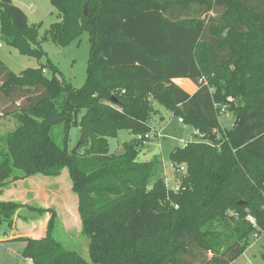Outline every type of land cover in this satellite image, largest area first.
Segmentation results:
<instances>
[{
	"label": "trees",
	"instance_id": "1",
	"mask_svg": "<svg viewBox=\"0 0 264 264\" xmlns=\"http://www.w3.org/2000/svg\"><path fill=\"white\" fill-rule=\"evenodd\" d=\"M50 1L60 20L40 39L42 23L30 24L22 8L0 0L2 35L41 58L42 42L68 46L88 31V76L75 88L50 61L16 74L0 59V120L17 121L0 136V189L68 169L91 261L54 238V208L0 200V232L5 225L6 236L16 217L50 213L43 237L13 239L25 243L19 254L33 264L235 261L254 233H264V0ZM155 102L207 135L171 151L172 163L187 167L178 192L161 177L162 159H138L145 140L135 135L154 131ZM223 107L238 119L231 128L220 124ZM61 123L63 145L54 133ZM74 126L84 140L71 153ZM120 129L134 137L113 153L108 139Z\"/></svg>",
	"mask_w": 264,
	"mask_h": 264
},
{
	"label": "rangeland",
	"instance_id": "2",
	"mask_svg": "<svg viewBox=\"0 0 264 264\" xmlns=\"http://www.w3.org/2000/svg\"><path fill=\"white\" fill-rule=\"evenodd\" d=\"M14 2L27 12L30 24L42 23L39 29L40 39L45 35L51 24L60 20L59 11L51 4L50 0H14ZM0 42L2 44L0 48V59L16 74H20L27 68H37L50 61L58 68L56 76L70 83L73 87L81 88L86 82L91 54L90 34L88 31H84L77 40L73 41L68 46H59L52 41L42 42L41 48L44 51V55L41 58L20 53L19 50L10 44L7 38L2 35L1 29ZM46 74L48 76H53L54 73L53 70L48 67L46 69ZM178 84L181 85L180 83ZM229 101H232L231 97ZM156 107L157 109H155L157 111L152 115V119L150 120L155 136L142 145L138 159L140 161H148L153 157H158L162 159L163 166H170L172 162L170 159L171 151L184 142L198 140V137L195 136L194 127L179 122L178 117L172 115L170 110L159 103H156ZM162 117H164L165 120H161ZM219 119L223 128H231L236 121L235 114L230 111L221 112ZM16 126L17 121L13 115L2 118L0 120V136H4L13 131ZM158 130H161L160 137L157 136ZM54 133L58 144L63 145L65 138L64 125L62 123L57 125L54 129ZM133 137L134 135L131 131L120 129L117 137H109L108 139L110 151L113 153L121 152L123 150V143L131 140ZM82 141L83 134L81 128L79 126L72 127L69 131V151L71 153L78 151ZM1 145H4V142H1ZM143 151L145 152L143 153ZM164 172L165 170L163 168L161 177ZM175 172L174 169L168 168V174L171 179L176 177ZM180 177L182 180L183 176ZM70 183L72 184V180L69 171L65 169L60 179L56 181V186L62 196L69 197L73 194L76 195L71 189ZM43 185L44 184L40 186ZM54 185L55 184L52 183L48 186V193L51 192ZM52 203V207H54V209L57 207V212L59 214L54 234H56L58 238L67 241V243H69L68 248L78 251L87 261H91L89 254V238L81 234L79 226L73 227L70 230L64 227L68 220L66 208L64 207V200L59 196V198H54ZM31 204L35 206L42 205L40 199L35 202L31 201ZM49 218L50 213H48V219ZM16 219L17 224H15L14 228L7 230L8 237L14 238L0 242V264H31L28 259L21 257L19 254L23 244L20 243V241H13V239L18 237L41 238L45 235L44 233H46L48 221L43 222L42 216L30 221H24L19 217H16ZM4 226H2L0 232V239L4 238L2 232L4 231ZM263 252L264 233L261 234L259 238L253 235L251 243L245 253L230 264H264ZM207 257L210 258L211 254H207Z\"/></svg>",
	"mask_w": 264,
	"mask_h": 264
},
{
	"label": "crops",
	"instance_id": "3",
	"mask_svg": "<svg viewBox=\"0 0 264 264\" xmlns=\"http://www.w3.org/2000/svg\"><path fill=\"white\" fill-rule=\"evenodd\" d=\"M12 1H13V3H15L14 0H12ZM20 8H21V6H20ZM25 13L27 14L26 11H25ZM27 16H28V14H27ZM1 47H2V44H1L0 48ZM175 81L180 83L182 85V87L190 93H193L197 89V84L191 80L176 79ZM156 103L157 102L154 103V107L157 109ZM161 120H165V118L162 117ZM144 152L145 151H143V153ZM61 175L54 178V177H50V176H44L42 174H37L34 176H30L24 180H19L17 182L10 183L7 186L0 189V200L17 201V202L33 205V204H31V201L35 202V201L40 199L42 205H40L38 207L54 208V207H52L53 206L52 201H54V198H59V196L63 200H64V198H67V200H64V202H65L64 207L66 208L68 220L66 221L64 227L67 230H70L73 227L79 226V230L81 231L82 230V220H81L79 210H78V196H77V194L76 195L73 194V195H70L69 197H67V196L65 197L64 195L62 196L59 193V189L56 186V181H58L60 179ZM52 183L55 184L54 188L51 189L50 193H48L47 188ZM42 184H44V185L40 186ZM70 186L72 189L71 183H70ZM55 210L57 212V207H55ZM42 217H43V222H47L49 220L48 219V213L44 214ZM58 218H59V214L57 212L56 223H57ZM15 220H16L15 224H17V219H15ZM56 223H55V227H56ZM55 227H54V229H55ZM53 236L57 241L62 243L63 246L68 248L69 243H67V241H65L64 239L58 238L57 235L54 234V230H53ZM12 238H14V237L9 238L8 235H6V236H4V238L0 239V242L6 241V240L8 241ZM20 243H22L23 247H24L25 243L24 242H20ZM23 247L21 248V250L23 249ZM28 260L31 264H33L30 259H28Z\"/></svg>",
	"mask_w": 264,
	"mask_h": 264
},
{
	"label": "built area",
	"instance_id": "4",
	"mask_svg": "<svg viewBox=\"0 0 264 264\" xmlns=\"http://www.w3.org/2000/svg\"><path fill=\"white\" fill-rule=\"evenodd\" d=\"M0 46H1V43H0ZM44 72H46V70H44ZM226 111V108L223 107L222 108V112H225ZM179 122L183 123V118H179L178 119ZM160 133H161V130H158L157 132V136L160 137ZM195 135L198 137V139H201V140H207V135L205 133H201L199 130H195ZM155 136V133L154 131L152 132H149L145 135H135V137L139 140H145V143L147 141H149L150 139H152L153 137ZM186 144V142H184L181 146H184ZM172 168L174 169L176 172H175V175L176 177L174 178H170L169 177V174H168V168ZM164 170L165 172L163 173V176L162 178L164 179V182L166 184V187L168 188V190L172 191V192H178L180 191L181 189V183H182V180H181V177L180 176H183L186 171H187V167L185 164H182V165H179V166H176L174 165L172 162L170 163V166H164ZM176 208H178V205H175ZM247 219L256 227L257 226V222H256V219L252 216V215H249L247 217ZM261 234H259L258 232L254 233V236L256 238H259Z\"/></svg>",
	"mask_w": 264,
	"mask_h": 264
},
{
	"label": "water",
	"instance_id": "5",
	"mask_svg": "<svg viewBox=\"0 0 264 264\" xmlns=\"http://www.w3.org/2000/svg\"><path fill=\"white\" fill-rule=\"evenodd\" d=\"M85 13L87 14V10H86V8H85ZM237 122H238V119L236 120V122H235V124H237ZM83 134V133H82ZM87 139V138H86ZM83 140H84V134H83ZM83 142V141H82ZM82 145V144H81ZM80 149V148H79ZM75 152H77V151H75ZM75 152H73V153H75ZM239 204H244V202H240Z\"/></svg>",
	"mask_w": 264,
	"mask_h": 264
}]
</instances>
